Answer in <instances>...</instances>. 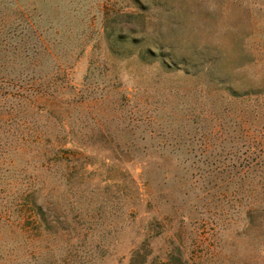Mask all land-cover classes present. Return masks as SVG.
Returning <instances> with one entry per match:
<instances>
[{"label": "rangeland", "instance_id": "obj_1", "mask_svg": "<svg viewBox=\"0 0 264 264\" xmlns=\"http://www.w3.org/2000/svg\"><path fill=\"white\" fill-rule=\"evenodd\" d=\"M1 69L41 83L59 113L25 120L79 162L71 187L42 175L55 196L46 222L22 221L29 259L0 227V264H131L137 248L148 264H264V0H0ZM2 75L13 220L15 179L41 159L16 152Z\"/></svg>", "mask_w": 264, "mask_h": 264}, {"label": "trees", "instance_id": "obj_2", "mask_svg": "<svg viewBox=\"0 0 264 264\" xmlns=\"http://www.w3.org/2000/svg\"><path fill=\"white\" fill-rule=\"evenodd\" d=\"M26 71L27 70H20L18 73H16V71L7 73V69L0 70V74H3L1 76L3 82L10 80L7 84L12 89L10 95L14 100L8 115H6L9 119L5 120V123L11 124L10 127L13 128L14 135H18L21 140V143L17 145L16 152L27 155L31 154L33 156L36 155L41 159V164L38 167L34 166L30 175L16 177V191L14 193L15 211L13 214V216L16 214V217L14 216L16 219L13 217L12 220L11 215L5 211V208H3L0 211V227L7 226L14 232V234L16 231L21 233L26 244L24 249H27L26 252H24V256L29 259L31 256L28 247L30 235L27 228L23 226L24 223H22V221L29 212H32L39 217L41 223L46 222L44 213L46 202H50L55 196L54 188L47 186L42 175H52L57 182L64 180L65 183L61 185L66 187L73 186L71 173H69V171L73 170L75 167L74 165L79 162V155L76 152H72L73 150L66 148L63 141L57 140L56 142H52L49 139L51 133L49 134L44 128L37 127L34 124L31 126V123H28L25 120L24 116L30 109H38L39 114L47 109V112L50 115L53 113L58 114V109L60 110V107L57 104L49 105L48 103L43 102L45 99L41 95H44L45 93L41 83L35 78L26 75L24 73ZM5 74H10L12 77ZM5 132L6 131H4V134H6ZM12 151H15L13 145H2L0 143V160L6 163L8 160L7 157L12 154ZM64 169H67L68 171L65 172ZM60 170L63 171L60 173ZM58 175L62 176L58 177ZM155 222L153 221L149 227V237L145 239L149 245L144 248L145 250L148 247L151 248V242L155 238L150 235V231H155ZM158 235L159 233L157 236ZM175 242L177 244L176 247ZM173 247L176 252L182 253L183 246L177 241V239L174 241ZM131 260V264H148V261L143 255V250L140 248H137L133 253Z\"/></svg>", "mask_w": 264, "mask_h": 264}]
</instances>
